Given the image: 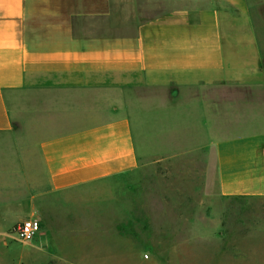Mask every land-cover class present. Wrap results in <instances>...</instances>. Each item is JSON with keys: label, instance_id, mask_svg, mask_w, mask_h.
Wrapping results in <instances>:
<instances>
[{"label": "crops", "instance_id": "0c3cea01", "mask_svg": "<svg viewBox=\"0 0 264 264\" xmlns=\"http://www.w3.org/2000/svg\"><path fill=\"white\" fill-rule=\"evenodd\" d=\"M198 162L264 199V0H0V245L33 216L57 245L99 181Z\"/></svg>", "mask_w": 264, "mask_h": 264}, {"label": "rangeland", "instance_id": "374dc122", "mask_svg": "<svg viewBox=\"0 0 264 264\" xmlns=\"http://www.w3.org/2000/svg\"><path fill=\"white\" fill-rule=\"evenodd\" d=\"M94 189L57 245L20 240L17 223L0 264H264V199L218 197L211 165L144 164Z\"/></svg>", "mask_w": 264, "mask_h": 264}, {"label": "built area", "instance_id": "2783aa9c", "mask_svg": "<svg viewBox=\"0 0 264 264\" xmlns=\"http://www.w3.org/2000/svg\"><path fill=\"white\" fill-rule=\"evenodd\" d=\"M41 231V222L37 217H29L21 221L15 228L20 240H32Z\"/></svg>", "mask_w": 264, "mask_h": 264}]
</instances>
